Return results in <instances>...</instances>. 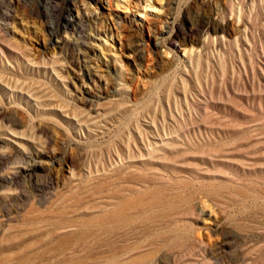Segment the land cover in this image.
I'll return each instance as SVG.
<instances>
[{
    "label": "rangeland",
    "instance_id": "1",
    "mask_svg": "<svg viewBox=\"0 0 264 264\" xmlns=\"http://www.w3.org/2000/svg\"><path fill=\"white\" fill-rule=\"evenodd\" d=\"M0 264H264V0H0Z\"/></svg>",
    "mask_w": 264,
    "mask_h": 264
}]
</instances>
